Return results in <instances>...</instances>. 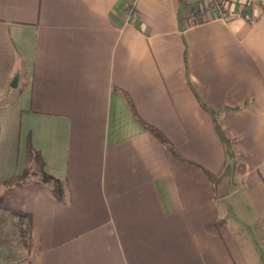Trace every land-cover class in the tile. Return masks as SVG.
Here are the masks:
<instances>
[{
	"label": "crops",
	"instance_id": "0c3cea01",
	"mask_svg": "<svg viewBox=\"0 0 264 264\" xmlns=\"http://www.w3.org/2000/svg\"><path fill=\"white\" fill-rule=\"evenodd\" d=\"M205 1L0 0V264H264V0Z\"/></svg>",
	"mask_w": 264,
	"mask_h": 264
},
{
	"label": "trees",
	"instance_id": "16d2710c",
	"mask_svg": "<svg viewBox=\"0 0 264 264\" xmlns=\"http://www.w3.org/2000/svg\"><path fill=\"white\" fill-rule=\"evenodd\" d=\"M130 5H128L129 7ZM200 106L208 111L212 117L213 127L215 130L216 135L218 136L220 142L222 143L224 153H225V162L222 166V169L218 173H210L207 170L199 167L198 165L187 161L186 159L182 158L178 155L175 146L171 144L166 137L155 127L142 123L143 128L150 134L154 139H156L162 146L165 147L166 151L175 159L181 161H187L198 167L202 172L206 175V177L210 180L213 185L214 191L216 196L218 195V188L223 184V182L230 179L232 171H233V162L232 158L234 156V152L231 148L230 140L224 134L216 116L215 111L210 110L201 102ZM231 160V162L229 161ZM38 183L45 186L48 191L54 196L57 200L63 201L65 198V183L48 174L44 169V163L42 158L39 154V151L34 149L29 142H27L26 146V163L22 173L14 175L1 184L3 191H9L18 187H22L25 185ZM30 264V263H28Z\"/></svg>",
	"mask_w": 264,
	"mask_h": 264
},
{
	"label": "built area",
	"instance_id": "2783aa9c",
	"mask_svg": "<svg viewBox=\"0 0 264 264\" xmlns=\"http://www.w3.org/2000/svg\"><path fill=\"white\" fill-rule=\"evenodd\" d=\"M222 0H206L202 5L204 17H212L213 12L219 11L222 17H226L225 13L222 12ZM201 8V10H202Z\"/></svg>",
	"mask_w": 264,
	"mask_h": 264
},
{
	"label": "water",
	"instance_id": "95a60500",
	"mask_svg": "<svg viewBox=\"0 0 264 264\" xmlns=\"http://www.w3.org/2000/svg\"><path fill=\"white\" fill-rule=\"evenodd\" d=\"M16 82H17V76L14 77V79H13V81H12V83H11V86H12V87H15Z\"/></svg>",
	"mask_w": 264,
	"mask_h": 264
},
{
	"label": "rangeland",
	"instance_id": "374dc122",
	"mask_svg": "<svg viewBox=\"0 0 264 264\" xmlns=\"http://www.w3.org/2000/svg\"><path fill=\"white\" fill-rule=\"evenodd\" d=\"M3 103H4V99H1V100H0V106H2Z\"/></svg>",
	"mask_w": 264,
	"mask_h": 264
}]
</instances>
